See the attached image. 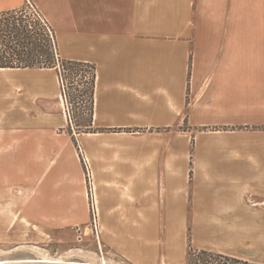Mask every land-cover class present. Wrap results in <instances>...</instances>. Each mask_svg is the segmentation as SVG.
<instances>
[{
  "label": "crops",
  "instance_id": "obj_1",
  "mask_svg": "<svg viewBox=\"0 0 264 264\" xmlns=\"http://www.w3.org/2000/svg\"><path fill=\"white\" fill-rule=\"evenodd\" d=\"M33 1L60 57L95 68L90 132L69 131L55 69H0L5 206L23 185L27 220L66 229L92 199L131 264L184 255L189 225L195 249L264 264V0Z\"/></svg>",
  "mask_w": 264,
  "mask_h": 264
},
{
  "label": "rangeland",
  "instance_id": "obj_2",
  "mask_svg": "<svg viewBox=\"0 0 264 264\" xmlns=\"http://www.w3.org/2000/svg\"><path fill=\"white\" fill-rule=\"evenodd\" d=\"M25 2L26 14L22 16L23 19L32 20L38 15L45 18L41 9L33 0H25ZM25 73L55 75L54 72L35 70ZM64 75V88L68 96L65 103L69 131L71 133L73 131L77 133L86 132L88 131L89 121L88 105L82 102L81 95L85 94V89L87 88L84 84L88 81V69H84L81 72L66 70ZM216 130L221 129L217 128L211 131ZM82 164L87 185L89 189H93L92 171L86 156L82 157ZM0 194L2 195L0 199V220H2L0 222V261H4L7 264H17L24 261L31 262H25L24 264H44L35 262H39L44 258H64L68 262L84 261L92 258V260L100 262L101 257H104L108 264H131L111 253L104 245L101 239L102 230L98 213L92 199H90L92 219L88 224L57 229L55 225H42L27 220L29 218L25 216L23 185L18 184L16 188L8 193L10 195L9 203L17 202L14 208L5 206L7 193ZM187 236L188 242L184 255L179 250V244L174 245L173 254L169 259H165L166 257L162 259L161 264H188L189 249L193 247L191 225H189ZM211 253L218 254L216 252ZM228 257L237 259L233 256ZM237 260L247 262L242 259Z\"/></svg>",
  "mask_w": 264,
  "mask_h": 264
},
{
  "label": "trees",
  "instance_id": "obj_3",
  "mask_svg": "<svg viewBox=\"0 0 264 264\" xmlns=\"http://www.w3.org/2000/svg\"><path fill=\"white\" fill-rule=\"evenodd\" d=\"M25 14V8L0 14V69H55L65 93L66 70L81 72L88 69V81L83 83L87 88L81 95L82 102L88 105L95 90V68L86 63L62 59L55 32L46 19L39 15H34L32 20L23 19ZM89 132L88 129L82 133ZM189 251L188 264H255L193 247Z\"/></svg>",
  "mask_w": 264,
  "mask_h": 264
},
{
  "label": "bare ground",
  "instance_id": "obj_4",
  "mask_svg": "<svg viewBox=\"0 0 264 264\" xmlns=\"http://www.w3.org/2000/svg\"><path fill=\"white\" fill-rule=\"evenodd\" d=\"M94 257V256H93ZM96 260V259H95ZM25 262L27 263H31L30 261H24V262H19L17 264H24ZM35 263H46V264H108L106 259L104 257H101L100 262H96L94 260H92V258L90 260H84V261H76V262H68L67 260H65L64 258H57V259H47L44 258L41 261H37ZM0 264H7L4 261H0Z\"/></svg>",
  "mask_w": 264,
  "mask_h": 264
}]
</instances>
